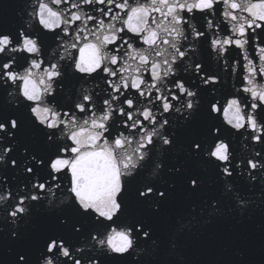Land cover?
Segmentation results:
<instances>
[{"label": "snow or ice", "instance_id": "snow-or-ice-1", "mask_svg": "<svg viewBox=\"0 0 264 264\" xmlns=\"http://www.w3.org/2000/svg\"><path fill=\"white\" fill-rule=\"evenodd\" d=\"M15 9L0 264H264V0Z\"/></svg>", "mask_w": 264, "mask_h": 264}, {"label": "water", "instance_id": "water-1", "mask_svg": "<svg viewBox=\"0 0 264 264\" xmlns=\"http://www.w3.org/2000/svg\"><path fill=\"white\" fill-rule=\"evenodd\" d=\"M16 2L17 0H0V18H4L10 22L15 23L18 19L15 9ZM202 231L203 229H201V232ZM198 240V235H193L188 242L187 248L185 249L186 255L192 260H199L204 258V251L200 247Z\"/></svg>", "mask_w": 264, "mask_h": 264}]
</instances>
